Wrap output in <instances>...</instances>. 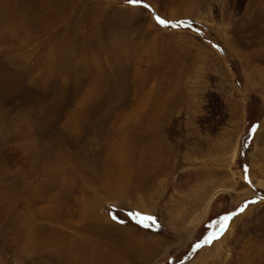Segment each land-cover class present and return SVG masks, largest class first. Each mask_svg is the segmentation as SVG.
<instances>
[{"label": "rangeland", "instance_id": "374dc122", "mask_svg": "<svg viewBox=\"0 0 264 264\" xmlns=\"http://www.w3.org/2000/svg\"><path fill=\"white\" fill-rule=\"evenodd\" d=\"M0 264H264V0H0Z\"/></svg>", "mask_w": 264, "mask_h": 264}, {"label": "snow or ice", "instance_id": "6c2138e0", "mask_svg": "<svg viewBox=\"0 0 264 264\" xmlns=\"http://www.w3.org/2000/svg\"><path fill=\"white\" fill-rule=\"evenodd\" d=\"M141 2H142V0H128V3L130 5H136V4H139ZM144 6L147 7V5H144ZM155 19H156V22L158 24H160L161 26H165V27H169L170 26V27H173V28L181 26L179 23H171V22H169V21H167L165 19L160 18L159 16H156ZM243 211H244V208L241 207L239 209V212H243ZM129 215L133 219H137V222L141 223L145 227H148V222L155 223V218L150 216V215H142L140 213H130ZM233 215H235V213H232V214H229V215L221 217L220 221H219V231L209 234L208 238L204 241V243H211L212 240L218 239L219 236L223 233V231L225 229H227L229 221L232 219ZM112 219L115 220L116 216L113 215ZM200 246H201L200 244H197L195 247L198 248Z\"/></svg>", "mask_w": 264, "mask_h": 264}, {"label": "bare ground", "instance_id": "6f19581e", "mask_svg": "<svg viewBox=\"0 0 264 264\" xmlns=\"http://www.w3.org/2000/svg\"><path fill=\"white\" fill-rule=\"evenodd\" d=\"M259 185H263L261 182L260 183H258Z\"/></svg>", "mask_w": 264, "mask_h": 264}]
</instances>
